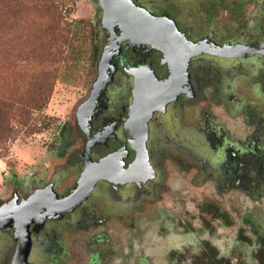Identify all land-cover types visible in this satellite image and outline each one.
I'll return each instance as SVG.
<instances>
[{"label": "flooded vegetation", "instance_id": "flooded-vegetation-1", "mask_svg": "<svg viewBox=\"0 0 264 264\" xmlns=\"http://www.w3.org/2000/svg\"><path fill=\"white\" fill-rule=\"evenodd\" d=\"M130 1L140 19L163 24L146 23L145 34L134 26L122 42L120 25L106 33L97 0L95 73L74 109L72 141L44 182L10 188L0 216L40 189L68 197L102 163L78 206L30 222L27 264H249L253 245L251 264L264 263V0ZM169 242L187 246L164 252ZM233 242L221 257L218 247ZM16 246L0 224V264H13Z\"/></svg>", "mask_w": 264, "mask_h": 264}, {"label": "rangeland", "instance_id": "rangeland-1", "mask_svg": "<svg viewBox=\"0 0 264 264\" xmlns=\"http://www.w3.org/2000/svg\"><path fill=\"white\" fill-rule=\"evenodd\" d=\"M58 10L69 23L74 20H88L91 27L97 30L98 37L94 46L98 49L97 27L100 11L97 0H63ZM89 28L84 33L85 36L89 33ZM68 37L73 40L71 47L59 42H45L42 48L33 50L25 44L20 47V42L10 32L7 31L4 35L1 49L5 61L4 67H11L18 51L20 58L23 59L28 53L37 51L41 57L39 63L43 65L45 71L51 72L56 69V73L52 93L44 111L52 118L50 127L39 134L21 136L10 144L8 156L0 158V199L8 196L10 188L16 189L24 184L32 186L34 177L44 182L50 172L48 166L60 162L58 157L63 152L62 147L72 141L71 123L74 109L88 93L95 73V61L91 59L93 50L88 39L82 43L79 35L68 34ZM14 40L18 42V46ZM53 59L54 61L51 62ZM163 235L161 229L156 239L160 241L159 244L164 243ZM2 239L8 241L4 236ZM6 256L7 254L2 252L0 259L3 260Z\"/></svg>", "mask_w": 264, "mask_h": 264}, {"label": "trees", "instance_id": "trees-1", "mask_svg": "<svg viewBox=\"0 0 264 264\" xmlns=\"http://www.w3.org/2000/svg\"><path fill=\"white\" fill-rule=\"evenodd\" d=\"M62 4L63 0H0V158L8 156L10 144L21 136L39 134L50 127L52 118L44 111L56 73V69L45 71L37 51L24 59L18 51L11 67H4L1 49L5 33L16 37L20 47L25 44L33 50L42 48L45 42L71 47L73 40L68 34L79 35L82 43L89 40L91 59L96 61V28L88 20L67 22L58 10Z\"/></svg>", "mask_w": 264, "mask_h": 264}, {"label": "water", "instance_id": "water-1", "mask_svg": "<svg viewBox=\"0 0 264 264\" xmlns=\"http://www.w3.org/2000/svg\"><path fill=\"white\" fill-rule=\"evenodd\" d=\"M99 3L103 9L102 25L106 33L111 34L116 27L115 25H120L124 33L121 38L122 42L129 40L131 29L134 26H142L144 30L146 23L152 25L163 24L162 21L154 18L150 21L145 20L144 17L140 19L142 15L130 0H99ZM145 33H147V29L144 30L143 34ZM159 36L160 33H157L156 38ZM112 57V52L106 56L103 55L98 64V73L91 91V98L87 102L90 107H95L100 91L108 81L106 67H108ZM80 113L81 111L78 115ZM103 167L104 164L100 163L88 168L86 175L80 179L75 190L68 197L58 198L52 189L44 188L35 191L20 202L15 199L8 203L4 213L0 216V224L2 227L9 226L13 230V235L17 241L13 264H27L31 247L30 222L36 219V222L40 223L47 212L63 214L73 210L90 193Z\"/></svg>", "mask_w": 264, "mask_h": 264}, {"label": "clouds", "instance_id": "clouds-1", "mask_svg": "<svg viewBox=\"0 0 264 264\" xmlns=\"http://www.w3.org/2000/svg\"><path fill=\"white\" fill-rule=\"evenodd\" d=\"M151 239V238H149ZM154 244L158 245L160 243V241H153ZM187 246L186 244L184 243H167L164 245V248H163V251L164 252H170L172 250H182L183 247ZM235 246V242H233L232 244L229 245V248L228 249H225L224 247H218V252H219V255L221 257H225L227 255L230 254V249ZM257 246L253 245V246H250L248 247L247 249V259L249 261V264H251V252L254 251L256 249ZM195 251H198L197 249L194 248ZM148 255L152 256L154 255L153 251L151 249H149L148 251ZM115 264H119V261L117 260L115 262ZM153 264H162V261L161 259L159 258V256H156V258L154 259V262Z\"/></svg>", "mask_w": 264, "mask_h": 264}]
</instances>
